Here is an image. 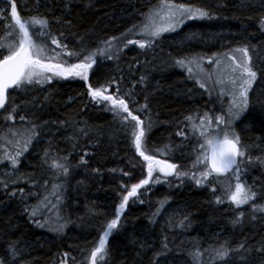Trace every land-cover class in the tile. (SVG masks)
I'll return each mask as SVG.
<instances>
[{"label":"trees","instance_id":"1","mask_svg":"<svg viewBox=\"0 0 264 264\" xmlns=\"http://www.w3.org/2000/svg\"><path fill=\"white\" fill-rule=\"evenodd\" d=\"M16 2L22 19L47 17L52 34L69 49L80 51L101 47L102 41L119 37L133 24H140L143 14L159 0H71L67 7L66 0ZM176 2L206 8L212 18L188 21L177 32L163 34L152 48L120 45L122 50L113 59L97 56L88 82L54 77L49 83L10 90V101L14 100L21 109L14 122L5 121L7 113L0 111V133L30 127L27 121L41 128L39 140L23 154L15 171L8 163L0 164V259L5 264L13 259L10 254L6 257L13 242H17L20 253L15 258L17 264H61L65 253L67 264H90L91 250L108 222L115 218L127 190L137 183L135 177L139 182L146 176V162L132 144L131 125L122 126L104 103L93 101L88 95L89 83L95 88L117 81L133 115L140 116L146 124L151 118L146 147L153 151L149 154L165 150L167 154L161 152L158 158L169 159L181 172H191L199 154L194 150L199 145L188 126L196 123L205 110L221 115L228 98L214 90L218 85L212 80H207L206 88H200L199 78H189L186 69L173 61L203 55L204 67L212 71L208 57L235 55L233 50L243 46L249 49L257 79L249 91L248 107L233 122V130L246 155L255 161L247 166L244 180L257 198L237 209L223 190L226 178L198 186L189 177L170 176L150 190H140L139 199L129 200L118 227L108 238V255L101 264H264V211L252 209V203L264 206V164L255 160H264V0ZM5 23L0 22V39L5 36ZM141 38L135 33L127 36ZM141 77L145 79L141 81ZM114 92L115 87L106 94ZM145 103L148 109L140 111ZM20 115L26 116V122H20ZM188 116L191 122L185 120ZM181 130L185 132L183 137L177 135ZM5 147L12 150L5 139H0V157ZM65 156L70 162V174L61 179L49 165L53 160L64 163L61 158ZM82 156L86 164L80 163ZM53 184L64 185L62 202L52 211L38 212L35 219L47 221L45 227H38L29 212L41 204ZM232 184L234 187V179ZM21 188L23 193L19 192ZM13 191L15 196L11 195ZM217 196L222 203H217ZM161 201L165 202L163 207ZM52 203L56 201L52 199ZM241 212L243 217L233 223ZM59 225L64 227L57 231ZM221 244L230 250L226 260L211 251ZM196 251L201 253L199 258L192 256Z\"/></svg>","mask_w":264,"mask_h":264},{"label":"snow or ice","instance_id":"2","mask_svg":"<svg viewBox=\"0 0 264 264\" xmlns=\"http://www.w3.org/2000/svg\"><path fill=\"white\" fill-rule=\"evenodd\" d=\"M71 0H66L65 7ZM0 4L6 7H0V22L5 23V36L0 39V110L7 113L4 116L5 121H15V114L21 109L16 105L14 100L10 101L11 92L25 89L34 85H42L49 83L54 77L59 78H80L89 81V72L96 64L97 56H105L107 59H113L122 49L129 45H136L140 49L152 48L163 34L177 32L188 21L212 18V13L203 7L195 6L191 3H178L176 0H159V3L148 12L143 14L140 24H133L126 33H122L119 37H109L101 42L103 46L93 50L82 48L80 51L69 49L66 43H62L61 39L52 34L49 29V21L47 17H30L22 19L16 0H0ZM70 23V22H69ZM264 26V19L261 20ZM38 28L39 31H35ZM135 33L142 37L141 39H127L129 34ZM60 33V37H63ZM50 41V43H49ZM55 46V47H52ZM239 53L240 58L236 55L226 54L224 60L220 56L208 57L207 63L214 66L213 71H209L204 67L205 57L203 55H191L176 58L174 64L182 69H186L189 78H199L197 82L200 88H206L207 80H212L214 84L221 86L220 95H230L231 101L226 114L210 115L205 112L199 117V124H193V135L197 136L199 154L192 165L191 172L179 171V166L171 163L169 159H160L158 154L165 150L156 149V154H149L153 151L147 149V134L151 130L152 122L150 116L147 124L138 115H133L129 108V102L120 94L118 82L112 80L108 85H100L93 87L88 84V95L93 101L104 103L107 110L118 118L121 125L127 127L131 125V138L136 153L146 162V176L139 182L131 185L127 190V194L123 196L121 203L116 209L115 218L107 224L106 230L100 236L97 245L91 250L89 262L90 264H101L108 255V238L113 229H116L120 223V214L128 206L130 199H139L142 194L140 190H150L154 184L161 183V175L163 177L177 176L189 177L194 180L196 185L203 186L205 184L212 185L213 181L220 178L228 180L224 187L227 200L239 209L243 205H248L257 198V193L252 187L246 186L244 177L247 174V166L255 163L251 156L246 155V149L241 145L240 137L233 130V122L239 119L242 112L249 104V91L253 87L254 81L257 79V72L251 66V57L247 46L239 47L233 50ZM6 53V54H5ZM75 58L76 63H68V59ZM57 61V62H53ZM145 78L141 77V81ZM115 87L113 94L108 93L110 88ZM225 89H228L225 92ZM131 97V94H126ZM148 109L147 103L141 106L140 111ZM126 114V115H125ZM227 117V118H226ZM20 122H26V116H19ZM185 120L191 122L192 117H185ZM30 127L23 129H9L7 133H0V139H5L8 147L3 149V156L0 157V164L8 163L15 171L20 163V158L24 153L29 151L34 141L39 140L40 125L33 121H27ZM198 134V135H197ZM179 136H185L183 130L177 133ZM11 137L9 139L8 137ZM203 141L202 143L200 141ZM168 146H165L167 149ZM87 155V153H85ZM49 152L44 151V162L47 163ZM64 163H57L55 160L49 165L55 169L56 174L61 179H66L70 174V162L68 157L61 158ZM256 161L264 164V160L260 157L255 158ZM81 164H86L83 156L80 160ZM203 168V171L197 173V169ZM124 175H129L124 173ZM235 180L233 187L232 180ZM34 183H38L33 180ZM11 183H17L11 180ZM47 185L48 181L45 180ZM147 186V187H146ZM4 188H8V183H4ZM63 184H53L52 191L44 196L40 205L32 208L29 212L30 218L38 227H45L44 223L39 219H35L39 211H52L56 209L57 204L62 202ZM213 193L216 187L213 186ZM23 189L19 192L23 193ZM11 195L15 196L13 191ZM52 199L56 204L52 203ZM217 203H222L220 196L216 197ZM143 203L144 201H140ZM165 202L161 201V207ZM42 205V209H41ZM253 211H264V206L252 203ZM27 211V209H26ZM159 212V209H158ZM243 212L236 218L233 223H238L243 217ZM187 219V217L185 218ZM184 224L181 222V227ZM64 225H59L57 231L62 230ZM13 242L10 247V253L6 252V257L10 254L13 258L10 264H17L16 257L20 255L18 249ZM165 249L167 245H164ZM243 248V245H240ZM215 257L226 260L229 257L230 250L225 244H221L218 248L211 250ZM264 251V249H261ZM159 255V254H158ZM65 260L61 264H67L68 254L65 253ZM194 258H199L201 253L196 251L192 253ZM0 264H5L4 259H0Z\"/></svg>","mask_w":264,"mask_h":264},{"label":"rangeland","instance_id":"3","mask_svg":"<svg viewBox=\"0 0 264 264\" xmlns=\"http://www.w3.org/2000/svg\"><path fill=\"white\" fill-rule=\"evenodd\" d=\"M0 7H6V6L2 4ZM235 55H236L237 58L239 59L241 54L236 53ZM249 56H250V54H249ZM221 59L223 60V62H224L225 64L228 63L227 60H224V57H222ZM211 69H212V71H213V70H214V66H211ZM217 85H218V84H217ZM217 87H218V89H214V88H212V90L214 89V90H216V91H218V92L221 93V86L218 85ZM227 91H228V89H225V92H227ZM223 96H227L228 100H224L225 102L227 101V105H226L225 109L223 110V112H222L221 114H226L227 111H228V107H229L230 101H231V96H230V95H227V94H225V95H223ZM211 98H212V97L210 96V99H211ZM209 106H211V105H209ZM209 106H208V107H209ZM205 112H208L210 115H213V116H214V114H213L210 110H205ZM203 114H204V113H203ZM226 118H227V117H226ZM194 124L198 125V124H199V120H198L196 123H194ZM188 129H189L190 131H193L192 125H191V126H188ZM202 142H203V141H202ZM202 142H201V143H202ZM159 158H160V159H164V158H162V157H159ZM199 171H200V170H197V173H198ZM160 175H161V182H164V181L168 180V177L165 178V177L162 176V174H160ZM133 181H134V180H133ZM135 182H138L137 179H136V177H135Z\"/></svg>","mask_w":264,"mask_h":264},{"label":"water","instance_id":"4","mask_svg":"<svg viewBox=\"0 0 264 264\" xmlns=\"http://www.w3.org/2000/svg\"><path fill=\"white\" fill-rule=\"evenodd\" d=\"M1 111V110H0Z\"/></svg>","mask_w":264,"mask_h":264}]
</instances>
